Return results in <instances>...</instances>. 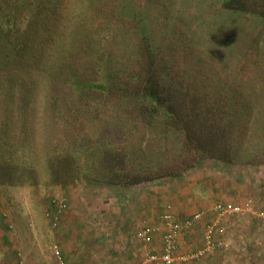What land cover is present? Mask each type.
Instances as JSON below:
<instances>
[{
  "label": "trees",
  "instance_id": "1",
  "mask_svg": "<svg viewBox=\"0 0 264 264\" xmlns=\"http://www.w3.org/2000/svg\"><path fill=\"white\" fill-rule=\"evenodd\" d=\"M209 1L0 0V186L264 168V0Z\"/></svg>",
  "mask_w": 264,
  "mask_h": 264
},
{
  "label": "rangeland",
  "instance_id": "2",
  "mask_svg": "<svg viewBox=\"0 0 264 264\" xmlns=\"http://www.w3.org/2000/svg\"><path fill=\"white\" fill-rule=\"evenodd\" d=\"M175 1H177L179 4L184 3L187 6L188 9L187 11L190 13L198 11V9H196L195 6L197 0H175ZM201 1L208 2L209 0H201ZM214 1L215 0L209 1L207 5L211 4V6H216L217 4H215ZM74 7L75 5L72 6V10ZM212 10L217 11V9H212ZM149 14L151 17L153 16L152 13ZM72 15H74L73 11L71 13V16ZM154 27L156 28L155 23H154ZM43 160L44 159L42 158L39 160L38 177H37L36 185L33 186L25 185L22 187L14 186L15 187L14 191H9L8 188H6L7 185L0 186V205H2V207H5L4 211L7 216L6 218H10L12 220V223H14V225H17V223H22L24 229L28 227L30 229V227L31 228L33 227L32 229L36 230V232H40L42 236H40V241H39V253L43 255L42 258L46 257L48 260H50L52 262V263L49 262L50 264H55L57 261L55 260L56 258L53 254L54 245H57L61 253L68 254L69 255L67 256L68 258L74 257L73 256L75 255L74 251H82V250L86 251V232H87L86 227L89 226L88 221H90V224H93L95 222L99 224L98 226H103L105 232H109L112 237L118 239L117 243H115L114 241L106 240L108 237L107 235L106 238H103L104 240L102 242L100 241L96 242V247L93 248V251H98V249H100L101 252L102 251L105 252V250H108L107 253H109L111 252L110 250L115 246L116 249L117 246L118 248H123V249H117L118 252L116 253V256L109 255L100 258L99 256L95 255L94 258L90 260L89 264H132L131 261H128L132 259L126 258L123 255L125 253V250H127L126 247L130 245V242H128L124 236L126 232L123 233L122 227H117L118 225L116 226V224H115L116 226L115 231L112 230L108 231L107 229L108 227L112 229L115 228L114 223H116V221L118 222V220H116L115 218L116 212H118L119 208L124 206L125 202L127 207L129 206V202H131L130 197L112 198L109 194L111 189L104 187L105 189L99 192L98 188L91 187V185H88L86 184V182L83 181H75L73 184H67L66 186L51 185L49 182V175ZM205 173L206 171H202V169H197L196 171L186 172L184 177L179 180L176 179L172 181L166 180L165 182L162 181L163 183L155 182L152 184H146L151 187L154 185L161 184V186L155 187L157 194L161 196V198H159V203H155L156 214H158L157 216L158 223H159L158 217L160 215V212H162L163 209L166 208L165 206L168 204V200L164 201L165 200L164 195L173 196L174 194H176L177 196H179L180 192L182 191H184L182 194L188 193L190 191L191 193L197 195L200 189L193 187L194 185L193 183L196 180V177H198L197 181L198 180L201 181L202 178V180L204 182H208V184H211V178L212 179L214 178V177L206 178L204 175ZM208 174L216 176L217 179L219 178L220 181L218 182V184H220L221 186L227 180V179L225 180L226 174L216 169L209 170ZM226 182H229L228 185L235 184V186L240 188L241 191L244 186L242 179H240V181H235V182L228 179ZM176 186L178 187L176 188ZM221 186H219L218 188L222 189ZM246 186L249 187V184L247 183ZM2 187L4 189H2ZM225 187L226 188L228 187L227 184ZM161 192L164 195H161L160 194ZM224 195H225L224 193H220L218 190H216L213 194V197L216 196L222 197ZM52 196L65 197L68 203L66 210L63 211L60 215L61 221L59 220L60 224H58L56 228L51 227L49 219L46 217V212L48 210V206H47L48 200ZM217 197L212 199V201L221 202L223 204L228 203L227 205L239 204V203L233 204V202H229L225 199H222L220 197L217 198ZM242 201H244L243 198ZM246 204L247 203L242 205H244L245 207ZM101 205L107 206V209L101 212L99 210L101 209ZM251 205L252 203H249V207L253 210V212H255V215L248 213L242 216H231L229 218V221L231 220H235V221L233 223L231 221V224H229L227 229L225 230L226 231L225 235L227 233V238L229 239L228 246L226 248L217 251L213 254H207L205 257L194 261H196L197 263L199 262L200 264H250V263L253 264L255 260H253L252 254H255L254 252L255 248L251 247V242L243 239V241L247 242L246 244L248 245L250 244V247L246 248V252H245L247 253L245 254L246 256L244 255V249H242V251H240L239 249L243 247L241 238H244L245 236L244 233L245 232L251 233L255 228L257 231L258 227L260 226V223L261 224L264 223V219H262L263 221L261 220L262 221L261 222L260 221L261 218L256 216V214L258 212L263 211L264 208L258 210V209H254ZM168 206H170V204H168ZM30 209L33 210L34 213L32 219H37L36 227L33 221L29 218L24 219V221L28 220V222L32 223V225L27 226L25 223H23L24 221L22 220V218L24 215L28 214ZM68 215L70 217H68ZM132 217L133 215L129 214V218ZM249 220L252 221V225L250 226V229H249ZM157 221L155 222L156 225L158 224ZM244 222H248V223L246 224ZM139 223L140 225L142 224L141 222ZM239 224L241 226H239ZM144 225L146 224L143 223V226ZM126 227H128V225ZM137 228L138 229H136V232L144 227L140 226ZM189 231H187L185 234H187ZM136 232L134 231L132 235L134 240L137 239L135 238ZM160 232L161 231H158V233ZM23 233L28 234L29 231H27L26 229L25 232ZM256 237L253 236L252 238L255 239ZM263 240L262 243H264ZM201 242H202V238L201 239L196 238L195 241H193L192 246L194 247L195 245H199L201 244ZM251 248L253 250H250ZM52 257L54 261L52 260ZM70 263L75 264L72 261Z\"/></svg>",
  "mask_w": 264,
  "mask_h": 264
},
{
  "label": "crops",
  "instance_id": "3",
  "mask_svg": "<svg viewBox=\"0 0 264 264\" xmlns=\"http://www.w3.org/2000/svg\"><path fill=\"white\" fill-rule=\"evenodd\" d=\"M211 170H214V169H211ZM202 171H206V173L204 174L206 178H209V177L210 178L214 177V178L213 179L211 178V184H208V182H204L202 178H201V181L199 180L197 181L198 177H196V180L193 183L194 184L193 187L200 189L197 195L191 193L189 190H188L189 191L188 193H184V194H182L184 191L180 192L179 196H177L176 194H174L173 196H169V195H164L162 192L160 193L161 195H164L165 197L164 201L168 200V204H170L169 206L170 209L180 219H183L187 217L188 215H191L192 213H195V212H206L205 213L206 217L200 223L196 224L191 229V231H189L187 234H182L179 237L180 248L177 252L178 259L176 260L175 264H200L199 262L197 263L194 260L181 261L180 259L181 257L193 252L196 248L200 247L201 244L195 245L193 247L192 243L193 241H195L196 238L201 239L203 237L202 232H203L204 226L206 223H208V220L211 217V216H208V214L211 212L210 210L213 207V205L215 203H218L217 201L215 202L212 201V199L217 197V196L213 197V194L216 190H218L220 193L225 194L222 197L219 196L220 198L225 199L229 202H233V204L239 203L235 205L252 203L251 206L254 209L259 210V209L264 208V169H262V167H260L259 169L252 170V171H244V173H242L241 179L244 183L242 191L240 188L236 187L235 184L228 185L229 182H226L228 179L235 182L236 178L234 177V175L226 174L225 180L226 179L227 180L221 186L220 184H218V182L220 181L219 178L217 179L216 176L209 175L208 174L209 170L204 169ZM237 181H240V180L237 179ZM247 183L249 184V187L246 186ZM226 184L228 186L227 188L225 187ZM157 186H161V184L154 185L152 187L148 185H142L134 190H129V193L126 192L127 194L125 196L126 198L130 197L131 202H129L128 207L125 202L124 206L119 208L118 212H116V215H115V218L116 220H118V222L116 221V223H114V226L116 224V226L118 225L117 227H122L123 233L126 232L124 234L126 240L130 242V245L126 247L127 250H125V253L123 255L126 258H131L132 260H128V261H131L132 264H151L152 262L146 261V257H145L146 253L147 252L159 253L161 251V247H162V241H161L162 234L161 233L163 232V226H162V223L160 222V215L158 217L159 223L157 221L158 214H156V208H155V203H159V198H161V196L157 194L156 192L155 187ZM219 186H221L222 189H219L218 188ZM177 187L178 186H176V188ZM6 188H8L9 191H14L15 189L14 186H7ZM2 189L4 188L2 187ZM104 189L105 188H103L102 191ZM98 191L100 192V190ZM110 192L112 193V190H110ZM110 192L109 194H111ZM242 198L244 199V201H242ZM168 204L165 206L166 208H164L162 212L168 209ZM4 208L5 207H2V205H0V262L1 261L14 262L20 259L23 261L24 264H50L49 262L51 261L48 260L46 257L42 258L43 255L39 253V241H40V236H42L40 232H36V230L32 229L33 227L32 228L30 227V229L28 227L26 229L27 231H29V233L24 234L23 232H25L26 229L23 228V224L17 223V225H14V223H12V220L10 218H6L7 216L5 214ZM106 209H107V206L101 205V209L99 210L102 212V211H105ZM129 214H132L133 217L129 218ZM33 216H34L33 210L30 209L28 214L23 216L22 220L24 221V219L29 218L33 221L36 227L37 219H32ZM68 217L70 216L68 215ZM261 220L262 219H260V221ZM156 221L158 223L157 225L155 224ZM231 221L233 223L235 220H231ZM231 221H229V219L225 221L226 229L228 225L231 224ZM139 222H141L142 224L140 225ZM23 223H25L27 226L32 225V223H29L28 220L24 221ZM88 223H89V226L86 227L87 228L86 251L84 250L74 251L75 255H73L74 256L73 258L71 257L69 258L70 262L72 261L75 264H89L90 260H92L95 255L99 256L100 258H103L104 256H109V255L116 256V253L118 252L117 249H123V248H118V246L116 249V246H115L114 248L110 250L111 252L109 253H107L108 250H105V252L104 251L101 252L100 249H98V251H93V248L96 247V242H99V241L102 242L104 240L103 238H106L107 235L108 237L106 240L114 241L115 243H117L118 239L112 237L109 232H105L103 226H98L99 224L95 222L93 224H90V221H88ZM143 223H145L146 225L143 226ZM244 223L247 224L248 222H244ZM127 225L128 227H126ZM251 225H252V221L249 220V229ZM116 226L114 229L109 228V227L107 229L108 231H111V230L115 231ZM140 226L142 227H156V226L158 227L159 226L161 227V232L157 233L155 236H153V238H151L149 241H146V242H143L138 239L134 240L132 236L133 232L136 231V229H138L137 227H140ZM239 226L241 225L239 224ZM255 231H256V228L251 233L249 232L244 233L245 234L244 238H241L243 247L239 249L240 251L244 249V255L247 254L245 253L246 248L250 247V244L249 245L246 244L247 242L243 241V239L251 242V247L255 248L254 250L255 254H252L253 260H255L253 264H261V263L264 264V260L262 258V252L264 250V243H262V240L264 239V223L262 224L260 223L258 230L256 232ZM251 236L252 237L257 236V237L253 239ZM225 240H226L225 246H223L219 250H216L215 252L223 250L224 248L228 246L229 239L227 238V233L225 235ZM250 250H253V249L251 248ZM64 255L69 256L68 254L61 253L63 260H64ZM52 260H53V257H52ZM55 264H58V262L56 261Z\"/></svg>",
  "mask_w": 264,
  "mask_h": 264
},
{
  "label": "built area",
  "instance_id": "4",
  "mask_svg": "<svg viewBox=\"0 0 264 264\" xmlns=\"http://www.w3.org/2000/svg\"><path fill=\"white\" fill-rule=\"evenodd\" d=\"M67 200L62 196H54L50 201V206L46 212V217L49 219L52 228H55L60 220V215L67 208ZM208 216H211L208 223L203 229V237L200 247L196 248L188 255L181 257V261L198 260L211 254L216 250L225 246V221L231 216H242L245 214H254L249 204L244 205H227L221 202L215 203L210 210ZM206 212H196L192 216L185 219H178L171 213L160 215V222L163 226L161 233L162 247L159 253H146V261L154 264H175L178 259V250L180 248L179 237L191 230L196 224L200 223L206 216ZM207 216V217H208ZM261 219H264V210L256 214ZM161 231V227H144L136 232L135 238L143 242L149 241L155 234ZM53 254L57 259L58 264H65L61 256V251L57 245L53 246ZM264 260V250L262 252ZM0 264H24L18 259L14 262L1 261Z\"/></svg>",
  "mask_w": 264,
  "mask_h": 264
}]
</instances>
